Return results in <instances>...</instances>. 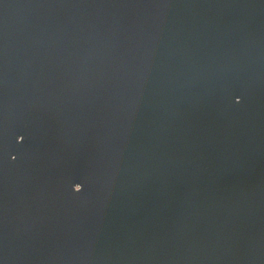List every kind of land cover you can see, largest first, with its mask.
Instances as JSON below:
<instances>
[{
    "label": "water",
    "instance_id": "1",
    "mask_svg": "<svg viewBox=\"0 0 264 264\" xmlns=\"http://www.w3.org/2000/svg\"><path fill=\"white\" fill-rule=\"evenodd\" d=\"M0 264H264V0H0Z\"/></svg>",
    "mask_w": 264,
    "mask_h": 264
}]
</instances>
